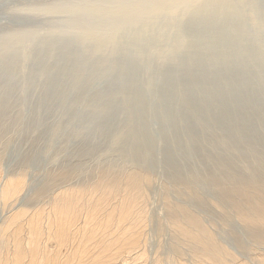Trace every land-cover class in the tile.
<instances>
[{
    "label": "bare ground",
    "instance_id": "bare-ground-1",
    "mask_svg": "<svg viewBox=\"0 0 264 264\" xmlns=\"http://www.w3.org/2000/svg\"><path fill=\"white\" fill-rule=\"evenodd\" d=\"M47 7L49 17L66 19L73 28L65 30L67 40L61 42L57 37L61 33L50 31L47 43L37 52L40 61L32 63L36 72L28 75L29 81H35L53 58L63 69L51 75L41 95L44 103L35 108H46L57 116L58 124L33 112L29 124L45 126L39 141L51 144L45 151L36 145L28 158H53V151L62 150L53 145L61 134L85 139L98 132L100 146L116 143L120 153V163L104 161L100 167L117 172L120 168V173L104 179L101 173L90 187L60 189L50 197L53 202L47 209L43 204L14 211L0 229V264H132L143 252L145 188L152 177L149 171L138 169L127 176L123 170L128 162L146 168L155 165L162 141L170 147L165 161L173 182L192 187L200 183L208 194L205 197L213 194L218 200L215 210L233 211L229 216L225 211L224 227L216 234L194 223L196 217L179 207L188 210L189 224L176 215L172 224L178 238L197 244L195 264H254L252 258L264 264V0H49ZM31 31L0 32V144L11 132L16 136L18 128L22 130V104L33 97L20 77L25 61L21 45ZM54 49L69 52L59 57ZM150 52L158 62L153 84L162 91L160 96L147 94V83L138 84L145 76L142 67ZM120 54L128 58L129 68L114 63ZM120 77H124L122 95L115 87L120 88ZM76 86L86 89L92 102L106 101L113 115L97 112L91 126L70 132L76 116L87 113L84 94L71 99L72 103L68 100L69 92H77ZM102 88L109 90L104 93ZM124 93L131 94L132 105H127ZM154 104L155 112L151 111ZM66 108L72 110L68 115L63 113ZM154 121L164 130L160 138L153 137L159 129L154 131ZM120 135L121 141H116ZM99 147L92 144L80 154H71L66 167L79 169L94 155L107 158L97 152ZM76 158L78 164H74ZM67 173L63 175L70 179ZM14 176L1 179V201L15 200L25 187L24 175ZM195 190L186 194L193 196ZM240 237L249 242L245 243L247 254L241 256L224 239L239 248L245 246ZM158 260L156 264H163Z\"/></svg>",
    "mask_w": 264,
    "mask_h": 264
},
{
    "label": "rangeland",
    "instance_id": "rangeland-1",
    "mask_svg": "<svg viewBox=\"0 0 264 264\" xmlns=\"http://www.w3.org/2000/svg\"><path fill=\"white\" fill-rule=\"evenodd\" d=\"M47 5H49V0H0V32L5 33L6 31H9L12 29H18V30L31 29L32 30L31 34L28 36L30 38L26 37V40L25 39L23 40L24 43L23 44L21 43L22 45H24V46L21 45V47L23 48V51L25 50L23 54V57H24L23 61L24 60L26 61L27 59L28 60L22 63L23 74L20 75V77L21 79H24L25 84L29 86V88L32 90L31 93L33 94V97H32L33 100L29 98L27 101H23L22 110L24 111L25 116H23L22 119H25V120L23 121L21 120L22 121L21 123L23 124L20 126L22 127V130L20 129L21 133H23L24 131L26 133V131H28L27 128H29V130L31 131L27 132L26 134L24 133L23 135L22 134L20 135V130L18 128L16 132L17 134L15 133L16 136L14 135L15 131H13L10 133L11 135L8 134L7 137L4 139L5 141L3 140L2 143L0 144V151H1L0 156L3 155L0 158V168H2L0 170V182H1V179L6 181L8 178H10V176L12 178V176L18 173H19L18 175H15L16 177L20 175H24V179L26 178L25 187L22 189L20 193L16 195L17 197L15 196V200L14 198L6 202L0 200V229H2L3 225L7 223L8 219L10 218V216L12 215L14 211H17L20 209L28 211L34 208L41 207L43 204L45 205V206L44 205L42 206L43 208L46 206L52 205L53 199L50 197H54L55 192L57 194L60 191V189L62 191V190H65L66 187L67 188L68 187H75V188L90 187V185H93L97 182L99 176L102 174L103 176H101V179H104L107 176H111V174L117 175L120 173V168H116L118 170L117 172V171H113L109 169L106 170V168L103 166L100 167V165H102L101 162H104V161L117 160V162L120 163V153L117 150L116 143L115 145H110L109 143H106L100 146L101 144L98 143L100 140V136L98 132H95L94 134L85 137V139L84 137L67 136L65 134H61L58 137L57 143L54 142L55 144L53 145H56L58 148L62 150L59 153L53 151L51 155L53 156V158L50 157L49 160H43V161H41L43 159V156H41L37 160L28 158V156L32 152L33 148L36 147V145L45 151L46 148H48V146H50L51 144L50 141H45V140L39 141L40 140L39 138L41 137L42 132L45 131V126H38V127L32 128L31 125L29 124L31 123L30 118L33 116L32 115L33 113L35 115L41 114L39 116L44 118L46 122L48 123H52V121H55V123L58 124V122L56 121L57 116L52 115L50 112H48V110H46V108L43 107L41 110L40 109L37 110L35 108L36 106L44 103V101L41 99V95L44 94L46 85L50 84L51 75L53 73H59L63 69L62 68L63 65L61 64V67L59 68V66L56 65L57 60L53 58L52 60L49 61L47 65L43 67L44 71L42 72V74H39L36 77L35 81H29L28 75L36 72L35 67L32 65V63L34 64L33 62L34 59L37 61H40L41 55L40 56L37 55L38 54L37 52L39 51V49L42 48V46H44L47 43L48 37L50 36L49 34L50 31L51 32L57 31L56 32L57 35L61 33L60 36L59 35L57 36L55 34V36L60 37L58 39L61 42L60 39H62L63 41L67 38V35H65L66 34L65 30L70 31L73 28L72 27L73 25L70 22H67L66 19L54 20V18L49 17L48 16L49 7H47ZM65 23H67L68 25L67 24H66L67 26L64 25ZM74 27H75L74 30H76L77 27L76 26ZM33 31H35V33ZM41 31L43 34L40 33ZM45 31H47V33H44ZM43 35H44V38L43 37L41 38V36ZM52 35H54V33ZM62 36H64V38ZM18 39L21 40V38H18ZM28 39H30V41ZM36 39L39 42H37ZM25 43L27 44L25 45ZM37 47H40V48H37ZM54 51H55L54 53L56 54L55 56H59V57L67 55L69 52L68 50H62V49L60 50L54 49ZM25 52H26V55H25ZM151 55H152L151 52L150 54L147 53L146 55L147 59L144 60L145 63H144V66L142 67V73H144L145 76H143L142 74L143 81H141L138 84L143 85L147 83L146 86L149 87L148 92L152 91L155 96L156 95L160 96L162 95V91L157 89L158 87L156 85L154 86L155 83H154V78H153L157 71V70H154L156 69V65L158 68V62L156 61L155 57ZM149 60L151 61L149 62ZM114 63L116 65H120L122 67H127V68H129L130 66L128 58L124 54H120V56H118V58L114 60ZM152 70H154L155 72ZM95 74L97 73L95 72ZM112 75H115V77L119 79V76H117L115 73ZM147 76L148 77L150 76V77L148 78ZM123 78L124 77H120V80H121L120 88L119 86H115L117 89H120V95H122L124 92L123 87L121 86V82H124ZM125 79L129 80L128 77ZM75 90L78 93L74 91L73 93L69 92L67 95V93L65 92V94L68 96V100L70 101V103H72L71 99L74 100L78 98L80 94H84V100L82 104H83V107L87 109L86 111L87 113L78 114L76 116L71 126L72 128L70 129V132H80L84 128L91 126L93 124L94 114L97 112L102 113V114H107L108 116L110 115V117L113 115V110L110 109L106 101L105 103L98 105L92 102L89 98H87L86 96L87 90L84 89L82 86L81 87L76 86ZM103 90H104V93H107L109 88L106 90L105 89ZM95 91L97 92L101 90L96 89ZM150 92L147 94H150ZM123 96L127 102V105H132L131 102L133 101V97L131 96V94L124 93ZM157 110H158L157 104H154L151 106V111L155 112ZM31 112L33 113L31 114ZM70 112H72L70 108L68 109L66 108L63 110L64 115H68ZM126 115L127 114L120 116V121ZM54 118H56V120H54ZM25 121H27L26 125H25ZM154 123L158 125L157 127L152 122L154 126V131L157 130V128L159 129L155 131V133L153 134V137L160 138L164 130L160 128L159 124H157L158 123L157 121H154ZM23 128H25L24 131H23ZM33 131H35V134ZM32 132H33V135H31ZM34 135L36 136L34 137ZM34 138L36 139L35 141H34ZM121 138H122V135L117 137L116 141H121ZM64 140H65V145L63 146ZM92 144H94L96 147L100 146L97 149V152L100 155H104L103 157H107V158H98L97 155H94L93 159L88 161L90 163V166H89V163L86 162V163H83L84 165L82 167H79V169L77 167H73V168L66 167L68 158H70L71 154L73 153L80 154L81 149H85ZM169 148L170 147L166 145L165 142L162 141V144L159 145V153H158L159 155L157 154V157H155V160H156L155 165L151 164L150 166L148 164L149 167L147 166L146 168V166H142V167L138 165L135 166L128 162L126 164L128 167L125 166L123 170V172L126 173V174L124 173L123 175H127L129 172L138 171V169L140 171H145L146 173L149 171L151 172L150 174L152 177L151 182L145 188L147 198H146V203H144L145 204L144 210L146 212L147 217L145 220L144 228L141 230V233H140V237H141L140 241L142 240L141 250H143V252L140 255L142 258L140 257V255L137 256V258L133 260V262L134 261L135 262L134 263L132 262V264H138V263L139 264H151L153 262H154L153 264H156L158 259H159L158 261H162L163 264H175V263L176 264H195V251H196L195 249H198V247L196 246L197 244H193L191 241L189 242V241L184 240L182 236H181L182 240L180 239V237L178 238L179 235L176 234L177 232H175L173 224H172L173 220H175V218L177 217L178 218V219L176 218L177 220L182 221V219H184V222L189 224V222L187 221L188 218L186 216V213H188V210H189V214L193 216L194 218L196 217L195 218L196 222L194 223H198L200 227L203 224L204 226L207 227V229H209L210 231L212 230L211 232H215L217 234L216 232L217 229H219L221 225L223 226L224 220L222 219H225V216H224L225 211H226L225 215H228V216L233 213L232 208L224 209V213L223 212L220 213L219 211L220 209L215 210L216 206L214 204L216 203L215 201L218 202V200H216L212 196L213 194L205 197V195H208V194L205 192L203 193L202 186H200L202 184L200 183L198 185L193 184L194 186L192 187V186L183 185L181 183L179 184L177 183V181L173 182L172 178L170 177V169L168 168L166 161H165V153L167 150H169ZM22 152L24 154H22ZM108 156L111 157V159ZM50 160L53 161V163L50 162ZM74 162H75L74 164L79 163L77 162V158L75 159ZM99 162H100V165H99ZM99 170H101V172ZM103 171L105 172L103 173ZM65 172H69L67 173V175L69 176L70 179H72V181L68 179V177L67 178L64 177L63 173L65 174ZM75 174H77V176L78 174L80 175L77 177ZM60 176L63 179L60 178ZM4 181H2L1 184H3ZM59 184L62 186L64 185L65 186L61 187ZM194 188L196 190L193 196L190 194H186L187 191H193ZM197 194L200 196V198H197ZM46 202L47 204H45ZM49 202L51 203L49 204ZM208 204H209L210 209H208ZM179 207H183V208L185 207L188 210L186 209L187 211H182L183 209L180 210ZM223 207L225 208V205H223ZM47 208L49 207H46L45 209ZM175 211H178V212L182 211V212L178 214V212L176 213ZM182 216L183 218L181 219ZM227 226L231 228L230 225L227 224ZM193 228H197V226ZM246 237L247 235H244V238ZM224 239L226 240L225 244L229 247V249L236 252L237 253L236 255L241 256V255L247 254L248 246L246 245L249 242L246 239H243L242 237L239 238L244 245L246 243L245 246H242L239 248L236 247L235 245L236 243L234 244V242H232L231 239H228V240L227 238H224ZM189 243H190V246H188ZM178 258H181V259L179 260ZM136 260H139L141 262H138ZM251 260H252L251 262L249 260L248 261L250 263L259 264L258 259L255 260L252 258Z\"/></svg>",
    "mask_w": 264,
    "mask_h": 264
}]
</instances>
